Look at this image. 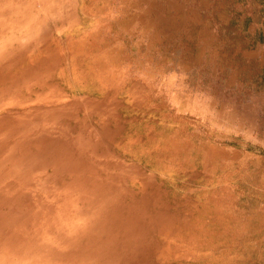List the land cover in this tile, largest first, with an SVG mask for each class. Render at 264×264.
<instances>
[{
  "label": "rangeland",
  "instance_id": "1",
  "mask_svg": "<svg viewBox=\"0 0 264 264\" xmlns=\"http://www.w3.org/2000/svg\"><path fill=\"white\" fill-rule=\"evenodd\" d=\"M0 3V264H121L140 184L157 264H264V0Z\"/></svg>",
  "mask_w": 264,
  "mask_h": 264
},
{
  "label": "bare ground",
  "instance_id": "2",
  "mask_svg": "<svg viewBox=\"0 0 264 264\" xmlns=\"http://www.w3.org/2000/svg\"><path fill=\"white\" fill-rule=\"evenodd\" d=\"M140 186L141 190L136 193L128 191L126 188L121 191L109 188V191L104 196H100L101 205L94 210L97 213L106 214L114 218V222L110 224L111 228L118 231L121 235L123 232L131 233L130 241L124 240L126 246L119 249L120 251H114L108 257L113 261L122 262L121 264H123V261L125 262L124 264H157V260L153 255L159 249L156 244L157 240L154 241L151 235L159 227H165L167 228L166 230H174L176 228V224L171 222L170 219L166 222H159L156 216L148 214V210L151 212H155V210L153 205H149L147 208L144 201L136 199L137 197H144L145 199L148 195L145 190L146 187L143 184H140Z\"/></svg>",
  "mask_w": 264,
  "mask_h": 264
},
{
  "label": "crops",
  "instance_id": "3",
  "mask_svg": "<svg viewBox=\"0 0 264 264\" xmlns=\"http://www.w3.org/2000/svg\"><path fill=\"white\" fill-rule=\"evenodd\" d=\"M12 1H16V0H12ZM49 1L50 0H38V3H39V6L41 7L42 2L46 3V2H49ZM46 4H48L50 6L49 3H46ZM1 6L2 5L0 3V22L2 24L3 23L2 20L4 21L5 18L8 20L9 18H12L13 16L15 17L16 14H14L13 12L7 13L8 11L7 12H2V11H4V9ZM40 7H38V11H39ZM62 7H64V6H62V5H56V6L51 5L49 8H46V11L47 12H45L42 17L39 16L41 18V22L44 25V30L42 32H38L39 35L36 37L37 38L36 39V42L37 41L38 42H45V43L46 42H50L51 41V38H50V36L48 34V28L49 27H52V28L58 27V28H60V27L64 26V25L61 24L60 21H63L65 23L66 22V19H67V15L66 14L64 15L62 13V11H63V8ZM30 13H33V11L29 10V14ZM62 14H63V16H64L65 19L62 18ZM32 19L33 18L31 17V20ZM33 20L35 21V19H33ZM71 23H73L72 25H74V19L72 20ZM31 24H32V21H31ZM31 24L29 25V30H31L32 29V26L34 25V24L31 25ZM66 25H68V24H66ZM92 151H94V150H92ZM78 156H79L78 162L81 161L82 163H86V164L90 165L89 162H85V161H88L89 160L87 154H85V153H83L81 151L80 152V155H78Z\"/></svg>",
  "mask_w": 264,
  "mask_h": 264
}]
</instances>
